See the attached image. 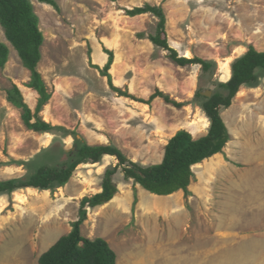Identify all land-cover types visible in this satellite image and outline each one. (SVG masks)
<instances>
[{
    "label": "rangeland",
    "instance_id": "obj_1",
    "mask_svg": "<svg viewBox=\"0 0 264 264\" xmlns=\"http://www.w3.org/2000/svg\"><path fill=\"white\" fill-rule=\"evenodd\" d=\"M31 1L45 36L38 70L52 94L39 115L75 134L30 130L22 110L7 100L13 84L33 110L39 95L27 86L30 71L0 24V43L10 47L0 68V181L42 164H64L77 148L76 137L114 145L143 165L159 163L179 130L194 138L207 134L211 123L194 100L197 90L217 91L250 46L264 51V0H56L59 9ZM146 3L164 9L171 47L181 56L214 61L213 74L200 64L178 65L150 40L159 19L126 13ZM107 50L114 53L109 71L115 86L143 99L161 90L184 105L120 95L96 67L108 62ZM220 111L230 141L193 167L188 195L151 193L127 180L120 167L114 175L118 192L89 208L82 234L105 238L117 264H264V72ZM117 164L106 154L80 164L63 187L0 194V264H38L71 231L81 200L101 191L105 171Z\"/></svg>",
    "mask_w": 264,
    "mask_h": 264
},
{
    "label": "trees",
    "instance_id": "obj_2",
    "mask_svg": "<svg viewBox=\"0 0 264 264\" xmlns=\"http://www.w3.org/2000/svg\"><path fill=\"white\" fill-rule=\"evenodd\" d=\"M59 9L56 0H38ZM130 16L151 13L159 21L156 32L149 36L157 46L168 50L169 57L178 65L200 64L205 73L213 74L216 67L214 61L194 56H181L171 47L167 31V17L160 5L149 3L127 9ZM0 24L4 29L7 41L17 51L24 66L30 71L29 88L34 89L39 97L35 110L26 102L25 96L17 84L7 89V100L22 110L25 126L36 132H52L64 130L65 134H75L73 130L45 121L39 113L51 99L38 65L42 60V46L45 36L40 27V17L36 13L31 0H0ZM109 59L101 68L96 66L102 75L107 76L111 87L120 95L146 104L160 97L177 107L184 105L170 98L161 90H156L148 99L137 98L128 91L114 85L110 68L114 53L107 50ZM10 58V47L0 43V68L6 66ZM260 72H264V51L250 46L247 52L232 63V75L228 81L219 82L217 91L206 96L203 89L197 90L194 100L210 120V127L204 136L194 138L188 130H179L165 146L164 156L159 163L143 165L128 159L123 151L114 145H90L83 138H77V148L70 151L69 160L62 165L42 164L33 172L16 178L0 181V194L12 193L18 189L33 187L42 190H55L65 186L73 177L77 167L82 163L99 162L104 155L116 156L118 164L108 168L103 176L101 191L86 196L81 200L78 218L72 222L71 231L61 236L48 250L39 257L38 264H117V253L103 237L89 238L82 234V225L88 218L89 208L102 206L110 202L118 192L114 175L119 168L125 178L132 179L147 191L161 195H171L178 191L189 194V186L194 177L193 167L203 161L222 153L230 141V132L221 114V107L229 108L233 99L243 85H256L260 80Z\"/></svg>",
    "mask_w": 264,
    "mask_h": 264
},
{
    "label": "water",
    "instance_id": "obj_3",
    "mask_svg": "<svg viewBox=\"0 0 264 264\" xmlns=\"http://www.w3.org/2000/svg\"><path fill=\"white\" fill-rule=\"evenodd\" d=\"M204 94H205L206 96H211V95H212V91L207 90L206 92H204Z\"/></svg>",
    "mask_w": 264,
    "mask_h": 264
},
{
    "label": "crops",
    "instance_id": "obj_4",
    "mask_svg": "<svg viewBox=\"0 0 264 264\" xmlns=\"http://www.w3.org/2000/svg\"><path fill=\"white\" fill-rule=\"evenodd\" d=\"M177 251H178V249H177Z\"/></svg>",
    "mask_w": 264,
    "mask_h": 264
}]
</instances>
